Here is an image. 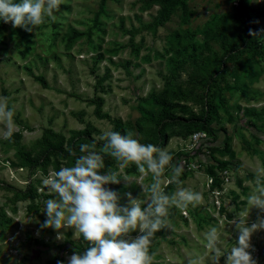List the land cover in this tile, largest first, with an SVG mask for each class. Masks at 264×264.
I'll return each instance as SVG.
<instances>
[{"label": "rangeland", "instance_id": "374dc122", "mask_svg": "<svg viewBox=\"0 0 264 264\" xmlns=\"http://www.w3.org/2000/svg\"><path fill=\"white\" fill-rule=\"evenodd\" d=\"M243 6L253 27L264 29V0H244ZM238 7L237 0H184L158 25L157 0H60L53 16L31 31L0 21V97L14 111L11 139L0 122V264H67L74 251L89 246L72 229L57 239L53 229L40 228L45 201L53 198L45 180L76 158L52 155L28 170L18 164L19 151L35 157L59 141L43 140L46 131L67 141L86 126L101 144L106 131H130L144 144L161 98L177 117L199 114L208 101L215 136L198 140L178 128L166 131L161 149L172 155L171 165L182 161L184 171L177 183L166 168L162 191L185 188L202 201L169 207L167 225L149 248L152 264H225L223 256L212 260L205 233L217 227L227 254L237 242L233 219L246 208L249 225L264 215L247 204L255 178L264 183V54L225 56L241 50L246 35ZM257 41L264 51V32ZM96 98L107 118L94 116ZM104 164L103 171L119 172L121 182L107 187L119 194L121 206H128L129 192L142 207L151 201V173H139L134 164L118 168L107 154ZM251 244L264 264V231L253 234Z\"/></svg>", "mask_w": 264, "mask_h": 264}, {"label": "clouds", "instance_id": "9594fccd", "mask_svg": "<svg viewBox=\"0 0 264 264\" xmlns=\"http://www.w3.org/2000/svg\"><path fill=\"white\" fill-rule=\"evenodd\" d=\"M59 6L60 0H0V21L31 31L43 23L45 16L52 17ZM260 31L264 32V29ZM258 34L249 31V35ZM13 117L14 111L8 108L7 98L0 97V122L6 125L8 139L13 134ZM134 135L130 131L124 135L106 131L100 137L104 143L99 151L95 142L80 145L82 154L74 166L61 167L45 180L53 198L45 201L46 218L40 228L53 229L57 239H61L65 229H72L89 245L83 252L74 251L67 257V264H152L149 248L154 234L167 225L169 207L187 208L190 204L195 207L202 201L200 193L185 188H179L172 195L163 192L161 177L165 169L171 167L172 178L180 183L183 162L171 165L173 157L166 149L142 144ZM105 154L117 162L118 168L134 164L139 173L152 174L151 201L145 207L130 192L127 193L128 206H121L119 194L107 187L121 182L119 172L103 171ZM247 204L264 213V183L259 176L247 196ZM248 215L246 208L233 219L237 242L227 254L219 247L217 227L213 226L205 233L207 246L212 249V260L218 261L223 256L225 264H258L252 255L251 239L253 234L264 231V215H258L250 225ZM137 231L139 235L133 237L131 234ZM57 264H63V261H57ZM188 264H197V260L189 259Z\"/></svg>", "mask_w": 264, "mask_h": 264}, {"label": "trees", "instance_id": "16d2710c", "mask_svg": "<svg viewBox=\"0 0 264 264\" xmlns=\"http://www.w3.org/2000/svg\"><path fill=\"white\" fill-rule=\"evenodd\" d=\"M159 5H161V10L159 12V19L156 22L158 25H163L171 15L172 11L177 6L183 7L184 0H157ZM241 14L246 18L243 22L246 30V35L243 39L242 49L234 50L236 52L230 53L225 52V56L230 60L234 61L237 57L241 55L242 52H248L252 55L264 54V51L258 48L259 42L257 38L260 35V30L253 27L247 18V12L243 6L244 0H237ZM259 33L256 36L249 35V31ZM209 86V85H208ZM94 105V116L97 119L107 118L106 115L102 112L103 100L96 98L92 100ZM158 105L160 106L159 114L156 120L153 123V128L151 129L149 136L145 139L144 144H153L158 148H162L168 140V135L166 131L169 129L178 128L180 134L183 137H190L196 133H205L206 136H215L214 129L212 128V120L214 115L213 107L208 101L204 103L205 107H202V111L199 114H191L188 117H177L172 114V105L165 98L158 100ZM94 129L90 126H86L82 131L76 132L70 137L67 141H64V138L56 135L52 131H46V136L43 140L46 141V138L53 137L58 138L59 141L55 143L52 148H49L42 153L38 154L35 157H30L29 155L20 152L19 156V166L20 168H27L32 170L38 166H44L45 162L48 161L49 157L59 156L62 159L67 158H78L82 153L80 152V145L84 143L95 142L97 149L102 146L101 143L95 141L92 137V131ZM210 174L213 175L212 171ZM168 190V189H167ZM166 193V192H165ZM167 194V193H166Z\"/></svg>", "mask_w": 264, "mask_h": 264}, {"label": "built area", "instance_id": "2783aa9c", "mask_svg": "<svg viewBox=\"0 0 264 264\" xmlns=\"http://www.w3.org/2000/svg\"><path fill=\"white\" fill-rule=\"evenodd\" d=\"M197 134V133H196ZM196 134H193L192 136H190V137H196V139H198V140H201V139H203L206 135H203V136H200V135H196Z\"/></svg>", "mask_w": 264, "mask_h": 264}]
</instances>
